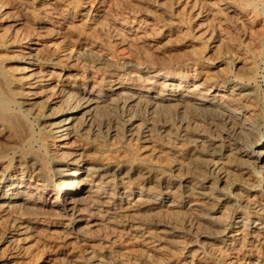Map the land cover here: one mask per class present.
<instances>
[{"label": "bare ground", "instance_id": "obj_1", "mask_svg": "<svg viewBox=\"0 0 264 264\" xmlns=\"http://www.w3.org/2000/svg\"><path fill=\"white\" fill-rule=\"evenodd\" d=\"M113 1L0 0V106L16 105L39 120L41 134L37 142L42 141L39 145L42 157L36 158L35 153L28 164L38 170L37 173L34 171L38 181H48L51 177L61 179L56 184L61 187V192L58 191L51 206L46 184L41 183L42 186L36 188L27 185L24 190L19 184H10L5 189L0 186V211L19 213L34 221L25 225L18 216L14 217L11 220L13 224L24 223V226L17 234L7 235L2 241L20 256L19 252L24 247L22 243L36 235L39 228L42 230L48 224H45V219L51 217L52 220L68 221L72 225L69 233L83 245L94 241L92 236L97 234L96 231L106 229L103 230L106 233L107 229H114L123 233L122 236L129 235L131 241H140L144 247L147 245L145 249L157 248L154 251H160L166 244H172L181 254L187 250L193 257L183 264H208L204 253V247L208 245H224L225 252L234 249L250 252L248 246L264 241V218L255 222L254 229H245L247 237L243 234L244 229L243 232L240 229L230 233L214 222L211 226L212 222L206 221L207 217L204 218L202 212L188 208V205H179L172 198L169 200L164 195L171 193L173 185L166 180L163 184L157 183L158 179L155 181L156 187L164 193L162 196H154L149 189V192L133 193L126 185L133 177L131 173L140 168L120 170L118 165L121 163L115 164L116 158L110 155L113 148L109 142L111 139L121 141L120 147H131L132 142L143 145L158 143L167 148L164 150L171 156L167 158L169 163H176L178 172L189 176L197 175L208 180L214 176L227 179L238 174L244 180L256 175L263 183L264 105L253 83L258 79V65L264 56V0H226V3H222L223 0H196L198 8H194V12L190 10L189 19L199 22L193 36L186 32L188 28L183 19L171 20L174 25L168 31L154 20L143 21L134 17L129 24V18H121L117 14V4L126 0H116L115 5H112ZM216 5H221V9H216ZM70 24L73 25L72 30L68 28ZM86 28L95 33L96 38L81 34ZM89 31H86L87 35ZM76 32L77 35L80 32L76 40L79 49L73 54L66 50H51L44 43L45 46L41 47L36 44L44 37L42 35L71 40L69 37ZM173 33L184 36L188 49L196 50L195 44L199 40V43L209 44L218 62L234 63L232 78H226L230 71L225 66L224 73H221L222 67L213 72L209 70L212 79L203 80V77L200 82L193 81L188 86L189 82L183 80V76L162 73L155 65H149V57L153 55L148 56V51L144 53L143 47L154 46L159 36L172 40ZM108 34L115 38L111 41L113 45L120 44L143 52L145 56L137 54L142 59V66L132 61H118L119 55L112 50L113 46L107 43L108 47L103 38L100 39V35ZM204 51L195 52L197 62L190 63L195 68L203 60ZM10 54L15 55L12 67L6 65ZM152 59L156 62L155 58ZM199 68L205 69L203 65ZM74 137L92 144V152L107 163L88 162L86 158L90 149L84 153L69 151L65 141ZM50 139L57 141L53 149L48 144ZM148 172L140 169L137 175L148 180L151 178ZM190 188L185 189L184 195L198 193ZM244 207L264 216V207L248 203ZM111 232L113 236L114 231ZM196 235L204 236L203 245L195 243ZM107 239L102 242L107 247L101 243V249H93L90 244V251L87 250L83 257L72 255L69 264H139L141 261H147L146 264H173L170 258L162 260V257L156 258V254V259L149 261L151 257L147 253L122 248L118 245L120 240ZM260 258L248 262L244 258L242 260L246 264H264V258ZM175 264H180V261ZM228 264H237V261L231 260Z\"/></svg>", "mask_w": 264, "mask_h": 264}, {"label": "rangeland", "instance_id": "obj_2", "mask_svg": "<svg viewBox=\"0 0 264 264\" xmlns=\"http://www.w3.org/2000/svg\"><path fill=\"white\" fill-rule=\"evenodd\" d=\"M220 1H222V0H220ZM227 1H231V0H227ZM227 1L225 0V2H224V0H223L222 3H226ZM232 1H235V0H232ZM186 2L187 3L190 2V5H188L189 3L187 4ZM115 3H116V0L113 1L112 5H115ZM119 3L118 4L116 3L117 4V14L118 15L120 14L119 16H122L121 18H124V19L129 18L128 19L129 24L132 23L133 19H131V18H134V17H136L137 19L140 18L139 20H143V21L154 20L159 27H162L168 31V30H171V28L174 25V22L171 20L175 21L176 19L177 20L183 19V21H185L186 29L188 28V30L186 32H188L189 36L190 35L193 36L195 34V32H196V31H194L195 27H197L199 25L198 21H192V20L190 21L189 20L191 18V11L193 10L192 12H194L198 8V6L196 7V5H198V2L196 0H192V1H190V0H126L125 1L126 4L123 2H122V4H119ZM131 3H133V4H131ZM136 3H137L139 8L136 7L137 6ZM194 3H195V7L193 6ZM134 5H136V6H134ZM186 5H188L189 7ZM118 6H121V7H118ZM176 7L178 8V10L176 9ZM215 7H216V9H221L220 7H222V6L220 5V7H219V5L218 6L216 5ZM124 8H125V10H124ZM194 8H196V9H194ZM137 12H139V14ZM180 12H181V14H180ZM124 13H125V15H124ZM136 13L138 14V16H136ZM125 16H127V17H125ZM163 16H165V18ZM175 16H177V17H175ZM186 21H188V25L186 24L187 23ZM77 23H78V25L80 24L79 22H76L75 24L77 25ZM71 26H73V25L72 24H70V26L68 25L69 30H72ZM79 26H80V28L82 27V29L84 28L83 25H81V24ZM199 28H202V26H200ZM82 29H80V30H82ZM86 31H89V30L87 29ZM86 31L81 33V34H83V35L86 34L85 37L89 36L92 38H96L97 35L95 33H93L92 31H89L90 33H89V35H87L88 33ZM112 34L114 35V33H112ZM74 35H71L69 37L71 40L62 39V38H58V37H56V38L52 37L51 38L48 35H42V36H44V37H42L43 39L41 38V39L37 40L36 44L40 45V47H41V45L42 46L47 45V47H49V49H51V50H54V49L57 51H62V50L65 51L66 50L67 53L73 54V53L78 51L77 49H79L78 41H76V40L78 39V37H79L78 35H80V32L78 35H77V32H76V34L74 33ZM108 35H104V36L100 35V39L103 38L102 40L104 43H106V45L108 43V45L113 46L114 49L112 48V50L116 51V53L119 55L120 59L118 58V61H121V62L123 60L124 61H132V63L136 64L137 66H142V63H143L142 59H140V57H137L138 56L137 54H140L139 56H143L145 51H148L149 54L146 53L148 56H150V54L153 55V57L152 56L149 57L150 58L149 59V61H150L149 65H151V66L155 65V67H157L159 70H161L162 73H172L176 76H183L182 77L183 80L189 82L188 86L193 84L194 83L193 81H195V82L199 81L200 82V80H202L203 77H204L203 80L204 79H212V77L209 75V70L211 72H213L215 70L217 71V69H220L222 67L221 73H224L223 67L227 66L228 70L230 71V73H228V75L227 74L225 75L227 79H229V77H230V79L232 78V76H231L232 70L235 72L234 69H235L236 65L232 62H228L227 63L228 65L224 62L223 63L225 65L221 62H218L216 60L215 54H213V52L211 51L209 44H207L205 42L200 41V43H199L198 42L199 40H198L195 44L196 45L195 47L197 48L196 50L191 49V48H189V49L186 48L185 47V40L183 41V39H185V38L182 35L174 34V35H172L173 36L172 40H169L168 38H163L162 36H159V38L155 39L154 46L147 47V48L143 47L144 53L141 52L143 55L138 52L139 49H136V48L127 49L125 46H121L120 44H119V46H118V44L113 45V43H111V41L113 42L115 38L110 37L111 36L110 34H108ZM45 36H47V37H45ZM59 39L61 41L63 40L62 41L63 43ZM104 39H105V41H104ZM106 39H108L110 41L108 42V40L106 41ZM58 40L61 42V44ZM48 41H49V43L46 44V42H48ZM57 42H59V43L57 44ZM67 42H69V43H67ZM71 42H72V44H71ZM167 42H168V45H167ZM204 43H205V46H204ZM199 46L201 47L202 50L199 48ZM56 47H57V49H56ZM160 48H162L161 49L162 52H161ZM71 49H72V51H71ZM133 50H137V51H135L136 54L134 53ZM178 50H179V53H178ZM192 50H194V51H192ZM196 51H204V53H203L204 55L202 58L203 60H200L198 62V66L195 68L190 63L191 62L192 63L197 62L194 59V57L196 58V56H195ZM185 53L190 57H188ZM184 54H185V57H184ZM10 55L11 56H9V61L6 64L7 66L9 65L8 67H12L14 65V62H13L14 59L13 58L15 57V55L14 54H13V56H12V54H10ZM204 56H205V58H204ZM109 57L111 58V56H109ZM210 57L213 59L211 60ZM151 58H155L156 62L154 61V59L151 60ZM111 59H114V58H111ZM183 59H185V60H183ZM191 60H193V61H191ZM263 60H264V56L260 59V62L258 65V67H259L258 79L256 80V82L253 83V86L257 89L259 98H260L262 104L264 105V69H263L264 68V62H263ZM151 61H152V63H151ZM165 61L167 62V64ZM153 62H155V63H153ZM170 62H171V64H170ZM156 64H158L159 66ZM168 65H170V66H168ZM201 65H203L205 67V69L199 68ZM206 66H207V68H206ZM167 67H169V68H167ZM200 69H201V71H200ZM194 70H195V72H194ZM261 70H262V72H261ZM81 73H84V72L81 71ZM18 108L19 107H17L16 105L2 104L0 106V116H1V118H0V186H2L5 189L6 188L5 186H9L10 184H13V186H19L20 185V186H22V188H20V189L24 190L27 187V185L36 188L39 186L41 187L42 186L41 183L44 185L46 184L45 185L46 190L48 191V196H47L48 204L51 206L54 203V201L56 200V196H58V193H59L58 191L61 190V187H58L56 185L57 183H59L61 181V179H58L57 177H55V178L51 177V179H49L48 181H44V182L38 181L35 179V173H37L38 170H36L34 167H31L30 164H28V163L31 159L30 158L31 155L35 156V153H36V156H35L36 158L42 157L41 156L42 152H40V150H39V145H42V141L41 142L38 141L39 143L37 142V140L40 138V134H41V129H40L41 127L39 126L40 122L36 117H33V115H31V114L29 115L27 112H24ZM5 118L7 121L5 120ZM29 120H31V121H29ZM34 140H35V142H34ZM49 141L50 142H48V144H50V148L51 147H52V149L55 148L57 145L56 139H50ZM109 143H110L111 147L113 148V151L110 152L111 153L110 155L114 156L116 158L113 161L115 164L121 163L120 165H118L120 170L125 171V170H129L130 168L136 169L137 167H139L144 172H148V171L150 172L151 178H149L148 180L138 177L137 172L140 169H138V170L136 169V171L134 170V172L131 173V176H133V177L128 182L126 187L128 190H132L133 193H139L140 191H146L147 190L146 192L150 191L151 193L154 194V196H158V195L162 196L164 193H163V191H161V189L159 187H156L157 185H156L155 181H157L156 179H158L157 183L159 182V183L163 184V183H165V180H166V182H168L169 185H171V186L173 185V186H172L171 193H168V195H164L165 197H168L169 200L171 198H172L171 200H176L177 203L179 202L178 203L179 205H186V206L188 205L187 206L188 208L191 207V209H193V210L202 212L204 214V218L207 217L206 221H208L210 223L212 222L211 226H213V222H214L217 225H220V227L222 226L223 228L224 227L227 228L230 233H234L233 231L240 230V229L243 232V229H244L245 233L243 232V234H246V236H247L246 230L248 228L254 229V227L256 225L255 222H260L261 219L264 218V216L258 215L255 212H253L249 209H246L244 207L245 204H247V203L251 204L253 206H260L259 208L264 207V187H262V186H264V182L263 183L261 182V178L259 176L254 175L250 179L244 178V180H243V178L241 176L236 174L233 177H229L227 179L226 178L222 179L220 177L214 176V177H212V179L207 180V179H203L202 177H199L197 175L191 176V174H190V176H189V174H187L185 172L184 173L182 171L178 172L177 166H175L176 163H169V161H168V159H170L171 156L167 155L168 153L166 154L165 150L167 148H165V147L163 148V146L158 145V143L157 144L152 143L151 145L150 144L143 145L141 143L132 142L131 147H127L125 145H124L125 147L124 146L120 147L121 141L119 142V141L114 140V139H111ZM65 144L67 145V148L69 151H77L78 153H81V152L84 153L85 151L92 149V144L88 143V141L81 140L77 137L72 138L70 141H65ZM4 145H6L7 147H5ZM155 145H158V146H155ZM120 148H122V149H120ZM161 150H163V152H161ZM24 154L26 157L24 156ZM134 157H135L136 161L134 160ZM161 158L163 159L162 161H161ZM86 159L88 162L93 161V162H97L99 164L107 163V161H103L102 159H99L97 157V155L92 152V150L89 152V155L87 156ZM119 159H121V161ZM129 159L131 162L129 161ZM153 159H155V160H153ZM156 159H157V161H156ZM137 160H139V161H137ZM127 161H128V163H127ZM137 164H139V165H137ZM21 169H23V170H21ZM49 170H52V169L49 168ZM34 171H35V173H34ZM149 172H148V175H149ZM49 175H51V174H49ZM234 177L236 178V180L237 179H239V180L236 181L234 179ZM3 180H4V182H3ZM147 182H148V184H147ZM152 182H153V185L151 184ZM231 182H233V183H231ZM259 182H261V183H259ZM183 186H187V187L185 188ZM194 186H196V187H194ZM111 187H114V186H111ZM115 187L117 190H121L119 187H117V186H115ZM145 187H146V189H145ZM188 187L189 188L192 187V189L191 188L190 189L193 190V192H198V193H201L204 195H201L198 193L192 194L191 196L187 195V194L184 195V191ZM148 189H149V191H148ZM30 191H34V190L30 189ZM45 196H46V194H45ZM176 198H178V199H176ZM263 210H264V208H263ZM252 212H253V214H252ZM146 213L149 214L148 212H146ZM17 216H18V218H20V220H21L20 222H25V225H27L26 222H34L33 220L29 219V217H25L19 213L18 214L17 213L6 214V212L0 211V235H1L0 237L2 238V239L0 238V251H1L0 252V264H38V263L39 264H46L47 262H49V264H69L68 260H70L71 256L74 254L75 255L79 254L81 257H83L85 255L86 251L89 249L90 250L92 248L93 249H98V248L101 249L102 245L106 246V243L105 244H103V243H104V240L107 239V237H108V239H107L108 241H109V239L110 240H112V239L120 240V242H118V245L122 246V248H124V247L128 248L129 247V249L133 248L132 250H136V251L138 250L137 252L147 253L149 255V257H151L149 259V261H152L153 259L162 257L161 258L162 260L163 259L166 260V258H170V260H173L172 261L173 264H175V262H179V261H180V264H183L186 261L187 262L191 261V259H192L191 257H193V254L188 253L187 250L186 251L184 250L183 254H181L180 251L177 248H175L174 245H172V244L169 246V245H167V244L165 245V243H163L162 246L165 245L166 247L164 246L163 249L164 248L165 249L164 250L161 249L160 250L161 252L160 251H154L155 249L158 250L157 248H155V249L152 248L153 251H152V249L151 250L147 249L148 246L145 245V247H147L146 248L147 250H146L143 243H141L140 241H137V240L131 241L128 239V238H130L129 235L122 236L121 234H123V233H120L119 231H115L114 229H110V230L107 229V231L109 230L108 232L106 231L107 235H105L106 233L103 232V230L105 231L106 229H101V231L100 230L96 231L97 234L95 233L96 235L94 237L92 236V240H94L96 243L97 242L98 243L94 244L93 243L94 241H92V242H88V244L84 243V245H83L82 244L83 242H79V240H77V239L75 240L74 236L69 233V229L71 228L72 225H69L68 221L52 220L51 217H47L45 219V221L47 220L45 222V224H47V223L48 224L45 225L44 227H42L43 228L42 230H41V228H39L37 230V232L39 233V234L37 233L38 235L36 234L33 237H31V239L22 243L21 246H24V247L19 252L20 256H17V252L13 251L14 249L11 250L10 245H8L6 242H4L5 237L7 235H12L14 233L17 234V232L19 231V228H22L24 226V223L19 224L20 225L19 226V225L13 224L11 222V220ZM84 217H88V216H84ZM241 224L242 225L244 224L243 225L244 227H242ZM111 231L115 232V233L113 232V234H112L113 236H111V234H110ZM118 234H119V236H118ZM121 236L123 237L122 239L120 238ZM45 237H48V238L50 237V238L48 239ZM42 238L44 239V241L42 240ZM102 238H104L102 241L103 243L101 242ZM203 238H204L203 235H196L195 243L199 244V245H203V242L205 239V238L204 239ZM2 240H4V241H2ZM54 241H56V242H54ZM76 241H78V242H76ZM48 242H50V243H48ZM101 243H102V245H101ZM90 244H91L92 248L88 247V245L90 246ZM254 244L250 248H249V246L247 247V249L248 250L250 249L251 251L246 252V253H243L242 251H237V249H234L233 251H226L225 252L224 245H221V244L205 246L204 247V251H205L204 253H206L205 254V259L207 260L206 262L208 264H228L231 260L232 261L235 260V262L237 261V264H246V262H248L250 260L251 261L258 260V257H261L260 258V260H261L262 258H264V241H262L261 244H260V242H256ZM93 245H94V247H93ZM5 246H6V249H5ZM105 246H103V248H105ZM252 247H254V248L252 249ZM2 249H4L5 251ZM169 250H171L172 252ZM151 251H152V253H151ZM14 252H16V255H14L15 254ZM155 254H156V258H155ZM35 255H36V257H35ZM203 255L204 254H202L201 256H203ZM17 257H18V259H17ZM196 258L197 257H195V259ZM242 259L246 262H244ZM10 260H11V262H10ZM196 260L194 262H196ZM146 263H148V262L147 261L139 262V264H146ZM71 264H74V263L71 262Z\"/></svg>", "mask_w": 264, "mask_h": 264}]
</instances>
